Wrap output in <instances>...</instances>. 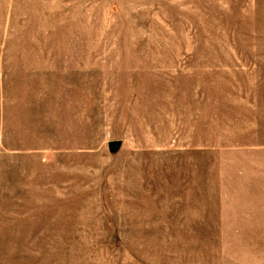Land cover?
Instances as JSON below:
<instances>
[{
    "label": "rangeland",
    "instance_id": "1",
    "mask_svg": "<svg viewBox=\"0 0 264 264\" xmlns=\"http://www.w3.org/2000/svg\"><path fill=\"white\" fill-rule=\"evenodd\" d=\"M0 264H264V0H0Z\"/></svg>",
    "mask_w": 264,
    "mask_h": 264
},
{
    "label": "water",
    "instance_id": "2",
    "mask_svg": "<svg viewBox=\"0 0 264 264\" xmlns=\"http://www.w3.org/2000/svg\"><path fill=\"white\" fill-rule=\"evenodd\" d=\"M119 144V140H111L109 142L110 147H116Z\"/></svg>",
    "mask_w": 264,
    "mask_h": 264
}]
</instances>
